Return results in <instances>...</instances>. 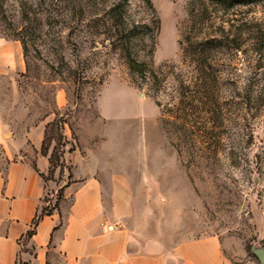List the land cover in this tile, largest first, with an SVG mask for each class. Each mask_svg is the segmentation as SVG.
Here are the masks:
<instances>
[{
  "label": "rangeland",
  "instance_id": "1",
  "mask_svg": "<svg viewBox=\"0 0 264 264\" xmlns=\"http://www.w3.org/2000/svg\"><path fill=\"white\" fill-rule=\"evenodd\" d=\"M148 1L0 0V38L20 45L18 65L0 56V113L13 132L48 123L50 149L107 155L130 180L146 238L214 235L226 264H258L264 0H193L207 6L204 24L190 0ZM66 170L47 180L43 206Z\"/></svg>",
  "mask_w": 264,
  "mask_h": 264
},
{
  "label": "crops",
  "instance_id": "2",
  "mask_svg": "<svg viewBox=\"0 0 264 264\" xmlns=\"http://www.w3.org/2000/svg\"><path fill=\"white\" fill-rule=\"evenodd\" d=\"M19 55L17 41L0 38L7 64L18 65ZM8 125L0 113V264L20 258L27 264H226L214 235L168 246L157 235L146 238L136 225L130 180L92 148L64 152L70 182L58 186L64 185L58 209L44 215L26 238L43 204L49 180L40 173H48L51 149L41 153L45 123L14 132ZM23 244L30 247L27 257Z\"/></svg>",
  "mask_w": 264,
  "mask_h": 264
},
{
  "label": "trees",
  "instance_id": "3",
  "mask_svg": "<svg viewBox=\"0 0 264 264\" xmlns=\"http://www.w3.org/2000/svg\"><path fill=\"white\" fill-rule=\"evenodd\" d=\"M234 1L239 3V2H252L254 0H212L213 3H216L225 9L232 6L234 4ZM147 3L149 4V6H151L150 2L148 0H147ZM207 13H208V9H207V6L205 4H203V8L199 9L198 11H195L193 0L189 1L188 16L190 18L192 17V19L194 21L197 20L196 22H200L201 24H204V21L206 20V18L204 19V17ZM1 19H3V9H2V6L0 5V20ZM154 23H155V27H156V29H155L156 30L155 34H156L158 27H159L158 17H155ZM186 38H185V40L190 41L189 37H186ZM207 42L208 41H202V42H199V44H198V45H201V49H200L201 52H200V54H198V56H200V57H198V59H197L198 63H199L198 66H199L201 71H203V68L205 65V60L203 59L204 55L202 52H204L206 50L207 47L205 44H207ZM179 44L181 47L182 54L184 55L186 53L188 47H186L184 45L183 34H182V38L179 40ZM47 125H48V123L45 125L44 138H43L42 145H41V153L45 154V155L48 153V149H49L48 141H50V139H51L50 135H48ZM60 138H61V135H60ZM49 162H50V166H49L48 173L46 175L43 173H40V176L43 178V180L47 181L49 179H52L57 168H59V170L62 171L66 167L68 170V179L66 181V184L69 183L70 178H71V168H70V166H67L64 162L63 151H59L57 147H53L49 153ZM33 166L36 168V165L34 162H33ZM63 187H64V185L58 188L56 201L52 207H50V206L48 207V205L47 206L42 205L40 211L35 215L32 223H31L30 228L25 233L26 238H29L34 234L38 221L44 215L51 214L53 210L58 209L59 201L61 200L62 195H63ZM43 201H44V199H43ZM15 264H26V263L21 261V260H16Z\"/></svg>",
  "mask_w": 264,
  "mask_h": 264
},
{
  "label": "water",
  "instance_id": "4",
  "mask_svg": "<svg viewBox=\"0 0 264 264\" xmlns=\"http://www.w3.org/2000/svg\"><path fill=\"white\" fill-rule=\"evenodd\" d=\"M252 252L258 260V264H264V248L253 249Z\"/></svg>",
  "mask_w": 264,
  "mask_h": 264
}]
</instances>
